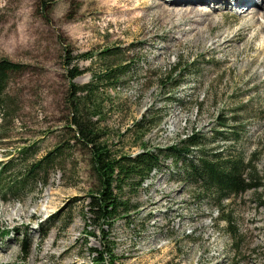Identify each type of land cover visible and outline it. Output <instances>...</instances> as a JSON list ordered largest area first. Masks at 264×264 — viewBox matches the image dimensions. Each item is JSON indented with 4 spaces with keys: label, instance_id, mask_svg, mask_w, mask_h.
Here are the masks:
<instances>
[{
    "label": "rangeland",
    "instance_id": "rangeland-1",
    "mask_svg": "<svg viewBox=\"0 0 264 264\" xmlns=\"http://www.w3.org/2000/svg\"><path fill=\"white\" fill-rule=\"evenodd\" d=\"M170 1L48 0L40 9L38 0H0V58L25 66L10 74L1 101L0 168L19 147H32L28 161L33 162L67 142L69 70L79 69L73 82L83 85L98 73L97 53L119 47V57L130 60L129 73L97 93L95 119L110 150L135 155L143 145L161 149L199 131L205 148L225 143L242 156L253 170L254 188L219 201L183 182L173 173L174 162L166 159L132 193L139 209L129 219L114 221L104 238L85 219L98 186L88 151L70 141L54 167L38 175L46 186L0 190V230L6 231L0 233V264H92L89 248L103 242L116 264H264V228H259L264 225V50L250 49L246 42L236 55L228 52L241 40L229 41L226 51L211 50L214 35L247 31L236 15H207L196 7L181 9L194 14L175 15L180 7ZM250 7L235 12L247 13ZM202 16L210 21L197 28L205 38L183 34ZM250 41L262 50L264 33ZM85 52L92 59H83ZM193 60L197 64L185 71L191 74L180 78L181 85L161 86L159 74ZM170 96L176 100H166ZM4 113L11 115L1 118ZM143 115L141 128L158 123L139 135L135 124ZM222 117L233 127L216 125ZM224 136L232 139L224 142ZM125 192L128 197L130 191ZM226 212L229 223L220 219Z\"/></svg>",
    "mask_w": 264,
    "mask_h": 264
},
{
    "label": "trees",
    "instance_id": "trees-1",
    "mask_svg": "<svg viewBox=\"0 0 264 264\" xmlns=\"http://www.w3.org/2000/svg\"><path fill=\"white\" fill-rule=\"evenodd\" d=\"M38 2L40 9H46L49 3L48 0H38ZM120 54L122 52L119 47H109L99 51L97 53L100 62L98 73L93 74L91 80L83 85L73 82L81 74L79 69L72 67L69 70L66 95L68 115L65 129L71 133L70 138L65 144L56 145L47 154L34 159L33 162L28 161L30 155L34 154V151L30 152L32 147H19L16 157L6 162L8 168L7 166L0 168V190L12 192L25 190L30 185L46 186L47 180L39 179L38 175L54 167L55 161L61 157L64 149L71 146L70 141L83 145L88 151L98 186L95 194L90 195L85 219L104 235L107 234L106 229L110 228L118 218L129 219L132 212L139 209L140 205L132 200L135 195L132 193L143 187L152 172L160 170L166 159L174 162L173 173H176L183 182L202 194L209 192L213 199L219 201L254 188L251 184L253 170L244 162L242 156L229 151L225 143L222 146L205 148L204 136L199 131H192L177 143L165 148L148 150L145 148L146 145H143V149L135 155L118 154L110 150L107 142L103 140L105 134L98 129V120L95 119L100 113L97 93L101 88L114 86L122 75L129 73L130 60L119 57ZM81 57L88 60L93 56L90 52H85L81 54ZM70 62L71 60L66 61V65ZM196 64L194 60L185 61L179 63L178 67L172 68L168 73L162 72L158 79L161 86L165 87L168 83L174 87L181 85L183 80L180 78L191 74L184 73ZM24 67L7 58H0V107L3 105L1 101L8 88L10 74L21 72ZM173 99L176 100L173 96L166 98L169 101ZM8 115L11 114H1V118L5 119ZM222 118V122L216 119L215 124L219 127H233L228 126L226 119ZM145 121L146 115H143L135 124L137 131H141L139 135H145L150 126L158 123L150 121L148 128L143 129L140 125ZM227 132L232 135L234 133L233 131ZM218 133L221 135L222 131ZM231 139L230 136L222 138L224 142ZM19 160L22 162L17 163ZM32 191L34 190H27V192ZM125 191H130L128 197ZM220 219L229 223L228 212ZM129 223L127 222V227L130 226ZM0 233L4 235L6 231L0 230ZM87 233L94 235L90 231ZM233 236L235 237V234ZM104 238H107V235ZM108 246V242H103L100 248H89L92 264H116L113 250ZM29 248L28 244L24 249L27 252Z\"/></svg>",
    "mask_w": 264,
    "mask_h": 264
},
{
    "label": "bare ground",
    "instance_id": "bare-ground-1",
    "mask_svg": "<svg viewBox=\"0 0 264 264\" xmlns=\"http://www.w3.org/2000/svg\"><path fill=\"white\" fill-rule=\"evenodd\" d=\"M169 4L180 7L179 10H174L173 14H194L191 12V9L186 10L185 12H182L181 9H186L187 7H196V10H202L204 14L210 15L212 12H218V14L224 16L228 12H232L236 15V20L241 24L240 27L243 29H246L247 31L245 33H241L239 35H235L233 37L232 35H229L227 31L220 32L213 37V41L209 48L213 51H226L229 49V41H242V44H240L238 47L235 45L234 51H228L230 53H233L236 55L237 53L241 52L243 48H245L246 42H250V49H257L260 51V53L264 50V47H262V50H259L254 45L251 44L250 40L256 39L260 33H264V5H262L259 0H172L169 2ZM246 4H250L252 7L248 8V12L246 13L245 10L243 14L236 13L235 10L237 7L241 8V6H244ZM247 9V8H246ZM213 22L216 24L218 20L214 19ZM210 23L209 19L202 16L201 19H196L194 26L191 27L188 30H183V34H189L190 32L192 35L199 36L202 38H205L204 36V30L203 29H197L202 24L208 25ZM181 25H178L177 27L181 29ZM212 36V34H211ZM243 47V48H242ZM13 214V213H12ZM22 214V213H20ZM18 216V215H16ZM22 216V215H21ZM260 220V219H259ZM260 229L264 228L263 226H259ZM264 230V229H263ZM255 244H259L258 241H255ZM222 249H218L216 253L218 256H220ZM264 258V255H263ZM262 261V259H260Z\"/></svg>",
    "mask_w": 264,
    "mask_h": 264
}]
</instances>
